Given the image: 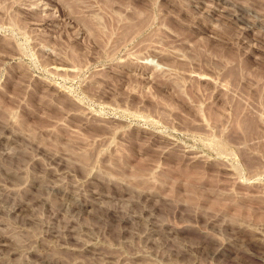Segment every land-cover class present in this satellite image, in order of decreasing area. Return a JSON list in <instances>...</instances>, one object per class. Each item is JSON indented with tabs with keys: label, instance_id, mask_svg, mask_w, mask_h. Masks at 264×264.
I'll return each mask as SVG.
<instances>
[{
	"label": "rangeland",
	"instance_id": "374dc122",
	"mask_svg": "<svg viewBox=\"0 0 264 264\" xmlns=\"http://www.w3.org/2000/svg\"><path fill=\"white\" fill-rule=\"evenodd\" d=\"M0 264H264V0H0Z\"/></svg>",
	"mask_w": 264,
	"mask_h": 264
}]
</instances>
